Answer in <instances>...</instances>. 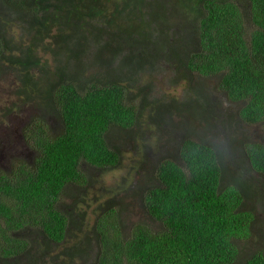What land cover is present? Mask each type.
Masks as SVG:
<instances>
[{
  "label": "trees",
  "instance_id": "16d2710c",
  "mask_svg": "<svg viewBox=\"0 0 264 264\" xmlns=\"http://www.w3.org/2000/svg\"><path fill=\"white\" fill-rule=\"evenodd\" d=\"M2 7L36 35L24 58L8 57L15 47L0 27V73L5 63L20 67L22 81L21 101L4 117L30 120L23 136L35 152L31 163L15 158L10 171L0 169V264H264L262 251L240 263L239 242L257 235V217L244 209L255 186L228 171L198 128L182 132L211 120L203 81H215L234 106L217 114L237 132L229 147L264 181V143L248 130L264 134V0H0ZM50 38L57 40L43 49L53 68L36 55ZM143 50L147 62L174 65L187 85L186 101L165 106L173 138L164 146L175 133L182 140L173 157L154 161L145 151L131 177L98 187L124 162L111 132L156 121L152 105L140 125L148 93L132 95Z\"/></svg>",
  "mask_w": 264,
  "mask_h": 264
},
{
  "label": "rangeland",
  "instance_id": "374dc122",
  "mask_svg": "<svg viewBox=\"0 0 264 264\" xmlns=\"http://www.w3.org/2000/svg\"><path fill=\"white\" fill-rule=\"evenodd\" d=\"M4 7L0 10V27L1 31L4 34V37L8 40L10 47H15L12 53L7 54L8 57H25L23 54L27 51L29 44L31 43L33 37L36 35V30L31 29V24L21 22L16 14H5L2 11H5ZM13 22V25L11 24ZM28 30H31L30 33H27ZM55 29L54 35L57 33ZM57 40L55 38L46 39L42 42V45L37 47L36 55L41 59V62L47 63L50 68H53L55 63H53L54 58L44 51L43 45H47L49 42H54ZM23 51V52H22ZM147 51L143 50V53H139V57L143 60V68H145L142 76H138L133 85L135 86L132 90L133 97L138 93L139 88H145V92L148 93V100L144 105V117L142 118V124H146V120L150 117L152 105L155 107V113L158 108L164 113H161V118L157 117V113L154 114L156 121L154 123L148 122V124L143 126H137L130 133L121 132L122 135L115 130L111 132V140L116 144L122 145V153L124 156V162L121 169L107 173L104 177V183L101 184L112 185L117 183L122 177H131L134 172V167L138 166V161L142 159L145 151H149L148 154L151 156V160L160 161L161 159L173 157L175 150H177L178 144L181 142V137L175 133L174 138L175 143L171 142V146H164L166 140H172L173 134L171 132V125L169 124V115L167 112L170 109L165 108V106H172L173 103L180 104L187 100L186 88L187 85L184 81L179 80V70L175 66H168L165 62L157 60L154 62L153 58L151 62H147ZM153 55V50L151 51ZM95 57V47L88 49L85 56V61L89 62ZM8 62V61H4ZM5 69L0 73V169L8 170L9 165L12 167L16 163L14 161L17 153L22 149L19 143H14V145H19L15 148H12L14 155L11 152V149L8 147V141L15 139L14 134H16L15 129L18 128L20 124L19 120L15 117L18 115H12L5 118L4 115L8 110L13 108V104L21 101V98L17 95L20 91L22 81L15 77V73L21 71L20 67H9L5 63ZM91 72H96V67L91 68ZM20 74V73H19ZM33 76L36 78L41 74L39 70L34 69L32 71ZM40 80H45L41 78ZM178 81L175 82V81ZM206 86L207 89L212 93L214 100L213 108L211 107V114L205 119L204 123H196L193 125L194 129L191 131L189 129H183V134H189L190 136L195 135L199 132V138L205 140L209 144H212L217 151L222 155V159L225 164H229V172L239 171L243 173L247 182H250V185L255 186L253 190V196L251 200L246 202L244 206L245 210L252 211L256 217L257 221L254 226V233L257 234L254 238L247 239L246 241L239 242V247L241 249V260L242 263L244 260L249 258L255 252H264V181L257 175L247 164L245 158L242 155L234 154L229 147V135L231 137L235 136L237 133L224 128L223 115L218 117L217 114H227L228 111L233 110L234 106L227 100L225 95L217 90L216 82L212 80L203 81V86ZM200 89V87H199ZM143 94L139 98L133 99V104L138 105L140 103ZM202 100V99H201ZM164 106V107H163ZM187 112V111H186ZM166 115V116H165ZM185 115V114H184ZM30 117V116H27ZM167 117L168 120H165ZM49 123L51 122L57 132H60L59 123L56 117H49ZM29 121V120H25ZM187 122H190V119H187ZM30 125L28 122L24 128ZM207 128V129H205ZM250 131L249 138L254 142L264 143V134L261 133L256 128L248 129ZM240 131V130H239ZM242 136V135H241ZM230 137V138H231ZM6 146L5 149H3ZM10 150V152H9ZM32 153V151H31ZM11 160V161H10ZM97 188V187H96ZM98 189V188H97ZM98 194L100 191L95 190ZM255 192V193H254ZM95 205V204H94ZM93 205V207H94ZM133 221L137 220V214H133ZM25 235L24 233H22ZM35 235V233H31ZM93 258H90L91 261Z\"/></svg>",
  "mask_w": 264,
  "mask_h": 264
},
{
  "label": "flooded vegetation",
  "instance_id": "af4514ba",
  "mask_svg": "<svg viewBox=\"0 0 264 264\" xmlns=\"http://www.w3.org/2000/svg\"><path fill=\"white\" fill-rule=\"evenodd\" d=\"M19 122H20V121H19ZM28 122H30V120L24 122L23 124H19V125H18V128L15 129V132H16V134H14L15 139H14V140L11 139L12 141H8V143H9L8 147L11 149V152H12V154L14 155V152H13L11 146H12L13 148H15V147H17V146L20 145V146L22 147V149H20V151L17 153V156H15V158H16V159H21V158H22V159L25 160L27 163H31V162L33 161V158H34L35 152L32 151L31 148L27 145V143H26V141H25V138H24V136H23V130H25L24 127H25V125H26ZM51 127H52L51 129H52L53 131H57V130L55 129V127H54L53 124H51ZM60 128H61V127H60ZM14 143H19V145H14ZM10 144H12V145L10 146ZM5 148H6V146H5L3 149H5ZM31 151H32V153H31ZM9 152H10V150H9ZM10 161H11V160H10ZM11 169H12V167L9 165L7 171H10Z\"/></svg>",
  "mask_w": 264,
  "mask_h": 264
},
{
  "label": "clouds",
  "instance_id": "9594fccd",
  "mask_svg": "<svg viewBox=\"0 0 264 264\" xmlns=\"http://www.w3.org/2000/svg\"><path fill=\"white\" fill-rule=\"evenodd\" d=\"M7 171V170H6Z\"/></svg>",
  "mask_w": 264,
  "mask_h": 264
}]
</instances>
